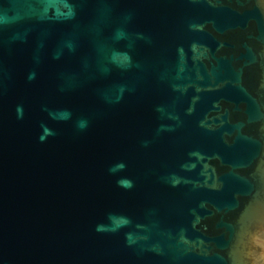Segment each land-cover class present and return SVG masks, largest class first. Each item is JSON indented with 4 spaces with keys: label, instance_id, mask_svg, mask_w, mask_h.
<instances>
[{
    "label": "water",
    "instance_id": "water-1",
    "mask_svg": "<svg viewBox=\"0 0 264 264\" xmlns=\"http://www.w3.org/2000/svg\"><path fill=\"white\" fill-rule=\"evenodd\" d=\"M0 264H264V0H0Z\"/></svg>",
    "mask_w": 264,
    "mask_h": 264
}]
</instances>
